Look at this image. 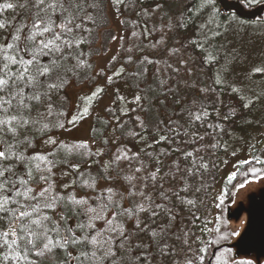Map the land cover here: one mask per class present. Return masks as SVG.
<instances>
[{"label":"snow or ice","instance_id":"snow-or-ice-1","mask_svg":"<svg viewBox=\"0 0 264 264\" xmlns=\"http://www.w3.org/2000/svg\"><path fill=\"white\" fill-rule=\"evenodd\" d=\"M112 2L119 5L123 0ZM255 2L256 0H239L241 5L247 6ZM218 4H222V0H195V4L181 11L175 24H170L169 27H187L183 20L186 11L200 37L211 45L222 36L219 25L215 24L220 13ZM100 7L101 0H16L15 3L0 4V12L19 8L23 13V20L19 23L16 22L19 17H13L12 21L0 19V264H37L38 258L54 253H63L59 257V264H111L117 259L120 264H144L146 258L142 254L130 252L125 218L135 219L136 227L141 232L148 229L146 224L141 227V213H151L155 218L164 211L169 221L175 219L171 209L167 208L168 193L160 192L162 202L158 203L146 195L145 191L137 190L136 184L132 183V176L126 177L129 184L123 191H117L114 187L104 189L98 203L85 197L62 195L49 183L58 163L54 158L55 153L28 154L35 133L44 136L50 127H65L63 111L56 110L62 109L63 103L56 105L54 95L64 91V100H69L67 92L74 82L73 78L80 77L81 70L91 68L85 58L87 53L82 51V46L89 43L85 34L91 32L90 28L85 27V21L95 22L94 13ZM224 7L231 5L225 4ZM233 22L243 24L237 15L228 16L224 20L228 27ZM191 43L201 49L205 47L196 40ZM208 59L215 60L216 56L210 55ZM255 71L261 72L264 69L257 68ZM108 79L111 80L112 77ZM220 82L217 80V83ZM102 91L103 89L96 88L84 99L91 103ZM141 99L136 96L137 101ZM176 103L179 104L180 101ZM252 103L254 101H249L243 107L248 108ZM187 111L196 121L206 115H193L190 110ZM88 112L89 108L83 107L80 118ZM230 114L235 116L236 109H230ZM53 116L56 117L55 120L51 119ZM76 119L77 117H73L70 122L74 123ZM224 119L227 120L228 116ZM159 123L170 131L175 130L172 118ZM130 134L137 135L136 132ZM159 139L163 141L167 137L160 135ZM46 143L68 153L86 147V144L69 146L63 142L58 143L50 135ZM121 158L129 157L122 153L116 160ZM256 163L264 161L256 159ZM71 166L78 168L79 163H72ZM200 167L207 169L208 165L201 164ZM141 170L142 168H137L136 172ZM250 173L251 179H260L264 169L253 167ZM235 176L236 173H233L229 182ZM37 177L47 185L39 191L33 188ZM151 178L155 180V174ZM250 182V178L245 176L243 182L233 187L243 189ZM83 184L94 188L96 182L94 179L91 182L84 179ZM199 191V188L195 189V193ZM228 195L229 192L221 193V203ZM137 197L139 200L135 199ZM130 200L133 202L132 206H126ZM183 202L181 198V203ZM187 204L194 207L196 201L188 199ZM216 206L219 208L220 204ZM98 222L103 227H98ZM240 223L246 224L247 219ZM157 227L159 231L152 229L150 232L151 242L160 249L162 256L170 257L173 255V248L165 242L170 228ZM215 231L216 240L210 243H219L220 240L240 235L236 231L221 233L219 227ZM199 239L195 238L197 241ZM177 240L181 241L182 254L175 253L177 261L173 264H206L207 244L192 247L195 241L188 231L183 233L182 240L179 236ZM116 244L120 247H115ZM136 247L139 248V245ZM148 251L151 252L150 247ZM231 251V248H227L214 252L215 264H258L252 258L236 259L230 255ZM207 264L212 262L207 261Z\"/></svg>","mask_w":264,"mask_h":264},{"label":"rangeland","instance_id":"rangeland-1","mask_svg":"<svg viewBox=\"0 0 264 264\" xmlns=\"http://www.w3.org/2000/svg\"><path fill=\"white\" fill-rule=\"evenodd\" d=\"M161 1L165 3L164 8L170 14V24L174 25L177 16L183 11L186 0H177L176 3L172 0ZM124 4L125 0L119 5L113 4L112 0H107L108 27L104 28H108L110 33L106 37L105 48L100 47L98 55H95L93 59L95 61L93 74H97L98 78L92 85L84 86V89L79 93L90 96L96 88H101L103 91L99 98L96 96L92 99H98L92 106L84 97H81V102L71 104L68 125L74 124V126L55 135L57 140L85 142L97 150L99 143L92 141L89 135L91 123L95 117L106 116L107 108L113 106V101L116 99L119 100L122 107L121 113H125L130 107L137 109L138 106L141 107L140 101L136 100V96H141L139 90H133V87L131 88L129 83L124 80L126 69L123 67V61L127 57V47L130 46L131 38L130 31L123 24L127 13ZM262 4H264V0H256L251 6L244 5V7L252 8ZM231 15L234 14H227L223 19L217 17L215 24L219 25L222 36L218 40H214L211 45H208L207 41L200 37L194 24L183 27L176 34L180 39H175L173 30L176 27L167 29L170 24L166 19L156 21L159 33H153L142 19H140V23L138 22L142 36L146 41L151 42L158 34L163 35V37H159L161 40L164 38L168 41L169 47L160 51L155 61L161 65V62L168 58H174V60L171 58L170 61V67L177 73L172 77L174 88L178 92L179 98L190 94L188 99L184 98L181 101V104H187V106L181 108L177 113L181 127L176 128L175 138L171 140L176 145L175 148L178 150L179 147L180 150V168L173 171L180 176V181L175 178V183L170 189L171 192L167 193L169 200L174 205L179 206L181 210L184 209L182 212L185 215L181 221L191 223L199 212H201L202 218L208 221L203 223L204 229L195 227L196 231L190 233L191 235L201 232L209 233L215 227H219L215 222L218 209L216 205L224 206V201L221 203L220 197H218L220 193L217 192L221 191L227 177L236 173L238 166L245 161L248 162L251 159L264 161V71H255L257 68L264 69V17L255 21H244L239 18L243 24L233 22L231 27H228L224 20ZM88 23L85 21V27L89 26ZM195 39L197 43L204 44L205 47L201 49L191 43ZM101 40L102 37H100V42ZM217 49L219 51H216ZM210 55H215L216 59L209 60ZM114 57L115 59H113ZM110 76L111 80L108 79ZM189 76H200L203 81L200 84H191ZM92 80L94 81V77ZM217 80L221 82L217 83ZM202 89L205 91L201 93ZM75 92V89L71 91L73 100L76 98ZM143 98L146 103L149 102L146 97ZM249 101H254V103L250 104L248 108L243 107ZM165 104L168 102L165 101ZM83 107H88L89 112L80 118ZM168 108L166 110L171 112V106ZM232 108L236 109L235 116L230 114ZM187 110H190L193 115L202 113H206V115H202L201 120L196 121L188 115ZM174 114L176 117V112ZM225 116H228L227 120L224 119ZM73 117H77L74 123L70 122ZM51 147L52 145L46 143V140L38 141L37 148L39 149L48 151ZM187 153L192 155L189 156ZM134 157L136 160L130 164L129 168L134 174H137L135 167L141 168L144 164L141 160H137L139 157L137 154ZM157 164L158 166L154 167V170L160 168L159 163ZM201 164H207V169L201 168ZM258 164L259 166L255 168L264 169V163ZM249 178L250 183L243 189L234 191L236 194L230 204L231 212L233 210L235 212L237 209L244 211L239 216V222L234 225L237 227L239 224V233L246 226V224L242 225L240 221L247 219L251 214L264 219V174L260 179ZM153 181L157 182L158 180ZM152 185H147L144 190L145 194L151 187H154ZM196 188L200 189L199 193H195ZM156 189L161 191L166 189V186L162 184L160 188ZM186 189L189 191H185ZM205 191H208L206 192L207 197ZM173 193L178 195H173ZM181 198L183 203H181ZM202 198L204 199L202 200ZM188 199L196 201L194 207L187 204ZM208 208L211 210L208 211ZM226 208L227 206H224V212ZM149 215L150 213H142L141 217L144 221H152V218L148 217ZM199 222L201 224L202 220L199 219ZM231 222L233 223V221ZM199 224L191 223L190 227ZM259 225L261 229L264 228V223ZM179 237L181 240L183 239V232ZM171 244L175 248L181 245V241L173 240Z\"/></svg>","mask_w":264,"mask_h":264},{"label":"trees","instance_id":"trees-1","mask_svg":"<svg viewBox=\"0 0 264 264\" xmlns=\"http://www.w3.org/2000/svg\"><path fill=\"white\" fill-rule=\"evenodd\" d=\"M176 3L177 0H172ZM239 1V0H235ZM4 2H13L16 0H0V4ZM195 0H186V4L183 5V10L190 5H194ZM107 0H101L100 9L94 13L95 22H89L88 27L91 29L90 34H85L88 36L89 43L82 46V51L87 53L85 57L88 62L91 64V68L81 70V76L77 78H73L72 86L68 89L69 100L65 101L64 96L65 92L61 91L59 94L54 95V100L56 105H60L63 103V108H57V111L62 110L64 115L62 117L63 122L65 123V127L63 128H49L48 133L44 136H41L39 133H35L32 137L33 142L28 149V154L39 153L42 155H47L48 153H55V159L58 161L55 168L53 169V174L50 177L49 183L54 185V189L58 191L60 194L68 196L72 195L76 198L85 197L88 198L92 202H99L104 189L107 187H114L117 191H123L124 187H128L129 182L126 177L132 176V183L136 184V188L138 191H144L147 185H154L151 187L146 195L151 196L156 202H162V198L160 196V192L165 191L170 193V189L175 183V178L177 181H180V176L176 175L174 172L180 168V150H178L176 145L173 144L171 140L175 138V130L176 128L181 127V121L177 118V113L181 108L187 106V104H181L182 99L189 98L190 94H187L181 98H179L178 92L174 88L173 78L177 73L173 70L171 65V58L161 62V65L155 61L157 54L167 49L169 46L168 41L162 38L163 35H155L156 37L150 42L146 41L140 30V19H142L146 26L152 30L153 33H159L160 30L157 29L158 22L156 21H164L167 20V23L170 24V14H168L167 10L164 8L165 3L161 0H125V8H126V17H124V27L128 29L131 33L130 38V46L127 47V57L123 61L124 68L126 69V73L124 74V80H126L130 87L133 90H139L140 97V106L139 108H128L125 113H121L122 107L120 105L119 100L113 101V106L108 107L107 115L104 117H95L93 120L91 129H90V137L92 141H96L99 144V148L97 150L93 149L88 143L85 142H76L70 140H57L55 135H57L61 131H67L74 126V124L68 125V119L71 114V104H77L81 102V97H85L84 94L79 93L80 90L84 89V86H90L95 80L98 78V75L93 74V70L95 69V61L94 56L98 55L100 47L105 48V44L107 42L106 37L109 36L108 21H107ZM159 6V7H158ZM220 8V5H217ZM254 7V6H253ZM250 8V7H248ZM235 15L234 12H231ZM230 14V13H229ZM219 13L218 18L222 19L226 17ZM13 17H19V20L16 22L19 23L23 20L22 10L16 8L15 10H6L4 12H0V19L12 21ZM264 12L262 15L263 19ZM183 20L186 25H191L192 22L188 19V13L184 12ZM243 20V19H242ZM256 20V19H255ZM253 20V21H255ZM248 21V20H244ZM250 21V20H249ZM139 22V23H138ZM167 24V25H168ZM170 28L169 25L167 29ZM183 27H176L173 30V37L175 39H180L176 35L177 32ZM100 37L102 40L100 42ZM196 40V39H195ZM170 51V50H169ZM174 60V58H172ZM122 64V65H123ZM116 70V69H115ZM117 74V72H116ZM189 75V74H188ZM94 77V81L92 78ZM127 77V79H126ZM191 84L193 83H201L203 79L201 77H190ZM76 90V98H72L71 91ZM202 93V90H200ZM192 93V90L190 91ZM102 92L97 95V98L100 97ZM143 93V94H142ZM193 95V93H192ZM148 99L149 102L146 103L145 98ZM146 99V100H147ZM95 100H92L90 106L95 104ZM165 101L168 104H165ZM176 101H180L179 104ZM171 106L170 111L168 107ZM176 110V111H175ZM176 112V117L175 113ZM139 117V119H137ZM169 118H172V127L175 129L174 131H170L169 128L165 127L164 124H160V121L167 122ZM55 120L56 117L53 116L51 118ZM136 132L137 135L133 136L130 133ZM55 137L54 139L59 143L63 142L66 145H82L86 144V147L81 148L79 151H72L71 153L58 150L54 145L49 148L48 151L45 149H39L38 141H45L48 139V136ZM160 135H165L167 139L161 141L159 139ZM142 145V146H141ZM178 151V152H177ZM84 153H88L85 155ZM122 153H126L127 159L121 158L120 160H116L118 155ZM138 155L139 159L143 162L144 165L141 167V172L131 171L129 168L136 160L134 155ZM79 163L78 168H74L71 166L72 163ZM159 163L158 169L154 170V167H157ZM259 166L255 160L251 159L247 163H241L236 169L235 178L229 182V179L224 183V192H229L228 196H225L224 202H228L231 198L232 191H234L233 185L237 183H241L244 180L245 176L251 177L250 169L253 167ZM138 168V167H135ZM174 171V172H173ZM155 174L156 179L153 181L151 175ZM162 177V179H160ZM170 178V179H169ZM89 179V182L92 179L95 180L96 184L94 188H88L84 186L83 180ZM165 185L166 189L160 191V186ZM64 185L68 187L65 188ZM152 185V186H153ZM156 185V186H155ZM42 181H39L38 177L36 182L33 184V188L35 191H39L40 188L46 187ZM156 187V188H155ZM208 191H205V194ZM207 197V194L205 195ZM139 200V197L135 198ZM204 198H202L203 200ZM133 202L130 200L127 202L126 206L131 207ZM167 208L171 209L172 213L175 215V219L169 221L164 211H161L160 214L153 218L150 215L149 218H152V221H144L139 214V219L141 221V227L145 224L148 226L144 232H141L136 227V220L132 218H125V228L127 229L129 241H130V252L135 255H143L146 259L144 264H173V262L177 261V257L175 253L181 252L182 246H174L171 244L173 240H177V236L180 235L181 232L188 231L190 233H194L195 227H202L203 223H207L208 221L202 218L201 212L196 214L195 224H199V219L202 220L201 224L194 225L190 227V224L193 223H185L181 221V218H184V213L182 212L179 206L174 205L171 200L166 202ZM209 207V206H208ZM207 208V206H206ZM205 208V209H206ZM211 209L208 208V211ZM195 211V210H192ZM189 211V212H192ZM187 217V216H186ZM219 218V219H217ZM215 222L219 225V229L221 233L226 232V221L224 218V206L221 205L217 209V215ZM167 227L170 228L169 234L166 237V241L170 248H173V255L170 257H165L160 254V249L154 246L150 239V232L152 229H156L159 231V228ZM98 227H103L102 223L98 222ZM217 227L214 228L213 231L209 233L201 234H209L208 239L203 238V244H197V242L192 238L195 243L192 244V247L204 246L207 244V252L206 255V264L209 260V256H211V252L213 248L217 247L219 243H210L216 240V230ZM226 240H220L219 242H223ZM229 242V241H228ZM139 245V248L136 246ZM119 248L118 244L114 245ZM215 246V247H214ZM151 248V252L149 253L148 248ZM227 249L226 247H222L216 252L223 251ZM182 254V252H181ZM63 253H54L47 255L45 257H41L37 259V264H59V257L62 256ZM232 255V251L230 253ZM111 264H120V261L117 259L112 261ZM212 264H215V258L212 260ZM264 264V262H262Z\"/></svg>","mask_w":264,"mask_h":264},{"label":"water","instance_id":"water-1","mask_svg":"<svg viewBox=\"0 0 264 264\" xmlns=\"http://www.w3.org/2000/svg\"><path fill=\"white\" fill-rule=\"evenodd\" d=\"M225 4L231 5V7H224ZM219 5L222 14L227 15L234 12L240 19L248 21L262 18L264 12V4L248 9L245 8L244 5H241L239 1L222 0V4ZM233 211L231 212L230 210V204L227 205L225 219L230 224L235 225L239 222V216L244 211L242 209H237L235 212ZM231 221H233V223ZM261 223H264L262 217H257L255 214H251L247 218L246 226L242 229L240 235L234 239H230V241L224 245L215 247L211 252V256H209L210 258L208 261L212 262L214 252L222 247H226L232 249L231 256L236 259L247 257L258 261V264H262V260H264V228L261 229L259 225Z\"/></svg>","mask_w":264,"mask_h":264},{"label":"flooded vegetation","instance_id":"flooded-vegetation-1","mask_svg":"<svg viewBox=\"0 0 264 264\" xmlns=\"http://www.w3.org/2000/svg\"><path fill=\"white\" fill-rule=\"evenodd\" d=\"M229 179V177H227V179L226 180H228ZM226 180L224 181V183L226 182ZM224 183H223V187H221V191H219V192H217V193H220L219 195H218V197H221V193H223V190H224ZM234 191H236V189H234ZM234 191H232L234 194H232L231 195V198H230V200L228 201V202H224V206L226 207L227 206V204L229 205V204H231L232 203V200H233V197H234V195H235V192ZM225 199V198H224ZM224 218H225V212H224ZM225 221H226V232H232V231H236V232H239L240 231V228H239V224H238V226L237 227H234V225H232V224H230L226 219H225ZM208 236L210 237V235L208 234H201V233H199V234H197V235H191V237L192 238H194V240H195V238L196 237H199L200 239L197 241V240H195L196 242H197V244H201V241L203 240V238H205L206 237V239H208ZM231 238H233V237H230L229 239H227L226 241H223V242H219V244H217L218 246L219 245H224V244H226V243H228V241H230V239ZM215 247V246H214Z\"/></svg>","mask_w":264,"mask_h":264}]
</instances>
